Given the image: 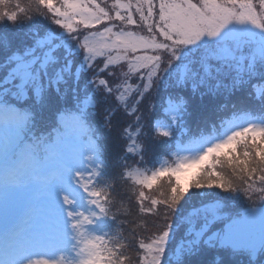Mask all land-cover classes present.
I'll use <instances>...</instances> for the list:
<instances>
[{"label": "snow or ice", "instance_id": "6c2138e0", "mask_svg": "<svg viewBox=\"0 0 264 264\" xmlns=\"http://www.w3.org/2000/svg\"><path fill=\"white\" fill-rule=\"evenodd\" d=\"M0 264H264V0H0Z\"/></svg>", "mask_w": 264, "mask_h": 264}, {"label": "trees", "instance_id": "16d2710c", "mask_svg": "<svg viewBox=\"0 0 264 264\" xmlns=\"http://www.w3.org/2000/svg\"><path fill=\"white\" fill-rule=\"evenodd\" d=\"M26 2V0H22V3ZM152 166L151 163L148 165V167ZM119 170H117L118 172Z\"/></svg>", "mask_w": 264, "mask_h": 264}, {"label": "rangeland", "instance_id": "374dc122", "mask_svg": "<svg viewBox=\"0 0 264 264\" xmlns=\"http://www.w3.org/2000/svg\"><path fill=\"white\" fill-rule=\"evenodd\" d=\"M169 162V161H168ZM169 163H171V162H169Z\"/></svg>", "mask_w": 264, "mask_h": 264}]
</instances>
